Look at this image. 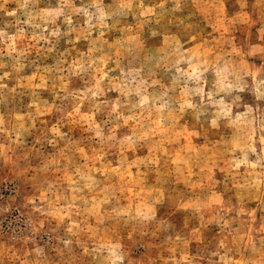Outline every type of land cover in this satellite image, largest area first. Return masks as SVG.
Listing matches in <instances>:
<instances>
[{"label": "rangeland", "instance_id": "374dc122", "mask_svg": "<svg viewBox=\"0 0 264 264\" xmlns=\"http://www.w3.org/2000/svg\"><path fill=\"white\" fill-rule=\"evenodd\" d=\"M0 264H264V0H0Z\"/></svg>", "mask_w": 264, "mask_h": 264}, {"label": "clouds", "instance_id": "9594fccd", "mask_svg": "<svg viewBox=\"0 0 264 264\" xmlns=\"http://www.w3.org/2000/svg\"><path fill=\"white\" fill-rule=\"evenodd\" d=\"M117 259H120V257H117Z\"/></svg>", "mask_w": 264, "mask_h": 264}]
</instances>
